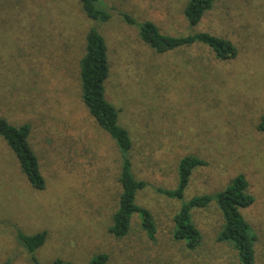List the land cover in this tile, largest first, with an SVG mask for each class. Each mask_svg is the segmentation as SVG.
<instances>
[{"label": "rangeland", "instance_id": "obj_1", "mask_svg": "<svg viewBox=\"0 0 264 264\" xmlns=\"http://www.w3.org/2000/svg\"><path fill=\"white\" fill-rule=\"evenodd\" d=\"M186 0H100L107 22L89 21L78 0H0V117L30 125L45 190L35 191L0 138V264H237L230 245L217 241L221 219L213 205L192 214L200 248L173 240L172 220L181 202L223 190L238 175L253 204L241 211L251 228L256 264H264V0H218L193 30ZM136 22L128 25L121 15ZM149 21L171 36L205 32L229 40L233 60L220 62L207 48L156 54L138 37ZM95 28L109 58L105 97L132 140L136 196L156 226L150 241L133 220L116 240L107 229L118 192L119 155L81 101L79 61L85 35ZM205 162L182 200L158 190L176 187L183 157ZM45 232L44 245L28 254L17 242Z\"/></svg>", "mask_w": 264, "mask_h": 264}, {"label": "trees", "instance_id": "obj_2", "mask_svg": "<svg viewBox=\"0 0 264 264\" xmlns=\"http://www.w3.org/2000/svg\"><path fill=\"white\" fill-rule=\"evenodd\" d=\"M99 1L78 0L84 16L89 21L107 22L111 19V14L97 6ZM217 1L186 0L182 15L188 28L195 29ZM121 18L128 25L136 24L135 20L128 15L122 14ZM137 25L140 41L156 54L183 52L199 46L207 48L220 62L233 60L237 56V49L229 40L205 32L171 36L161 33L159 28L149 21ZM109 71L106 43L95 28H90L85 35L83 56L79 61L81 101L98 128L114 142L119 155L118 192L107 232L114 239L122 240L129 235L133 220L136 219L147 239L154 241L156 226L152 214L136 203V196L145 184L137 181L133 174L130 157L132 140L128 131L118 124L117 109L105 97ZM256 129L264 133V113ZM30 133V125L14 126L0 117V138L13 154L21 174L33 190L44 191L45 180L41 175L37 157L29 144ZM203 166L205 162L196 157L181 158L176 167L175 189L158 190V192L170 199L182 200L193 172ZM253 202L254 198L248 194V182L244 175H238L223 190L215 194L196 196L188 202H181L172 220V238L183 243L184 248L189 252L200 248L203 237L193 223L192 214L196 210H204L214 205L221 219L217 241L233 248L237 264H256L254 236L241 213ZM16 238L18 244L28 254H33L44 245L47 235L45 232H40L27 236L17 231ZM107 259V255H97L88 264H106ZM52 264L70 263L56 261Z\"/></svg>", "mask_w": 264, "mask_h": 264}]
</instances>
